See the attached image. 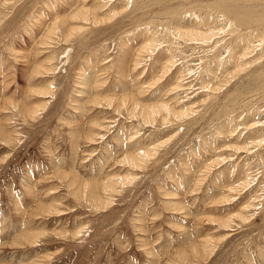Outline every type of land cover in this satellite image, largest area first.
<instances>
[{"label": "rangeland", "instance_id": "1", "mask_svg": "<svg viewBox=\"0 0 264 264\" xmlns=\"http://www.w3.org/2000/svg\"><path fill=\"white\" fill-rule=\"evenodd\" d=\"M262 27L264 0H0V264H264Z\"/></svg>", "mask_w": 264, "mask_h": 264}, {"label": "bare ground", "instance_id": "2", "mask_svg": "<svg viewBox=\"0 0 264 264\" xmlns=\"http://www.w3.org/2000/svg\"><path fill=\"white\" fill-rule=\"evenodd\" d=\"M84 10H86L85 8H83V7H81V8H79V9H74L73 10V13L70 15V17H71V19L72 18H76V20H78L77 18H79V17H83V16H86V14L84 13ZM113 14V13H112ZM195 20H199L198 18L197 19H195ZM196 24V23H195ZM196 27H198V26H196ZM53 28L54 27H49V33L48 34H52L53 33ZM261 28V27H260ZM262 28H264V27H262ZM55 29V28H54ZM262 30V29H261ZM215 31V30H214ZM257 31V30H256ZM206 31H197V30H193V29H191V28H187V29H183V30H181L180 32H179V34L180 35H182V36H185V38H187V39H189V40H200V41H206V40H208V39H210V37H211V33H213V31H210V32H208V33H205ZM258 32V31H257ZM258 34V36H259V33H257ZM262 34V33H261ZM255 35V34H254ZM50 36V35H49ZM181 36V37H182ZM257 36V35H256ZM257 36V38H259ZM261 36V35H260ZM251 37V36H250ZM252 37H253V35H252ZM254 38H256V37H254ZM253 38V39H254ZM250 39H252V38H250ZM249 40V39H248ZM255 40V39H254ZM264 40V39H263ZM209 41V40H208ZM252 41L251 40H249V43H251ZM261 42V41H260ZM149 44L147 45V46H144L143 48H142V50H141V53L144 51H149L150 49H151V42H148ZM248 43V42H247ZM147 44V43H146ZM262 44V43H261ZM264 46V45H263ZM154 47V46H153ZM152 47V48H153ZM263 48V47H262ZM252 49V48H251ZM21 51V50H20ZM138 51H140V50H138ZM152 52H153V50H152ZM19 53V52H18ZM150 53H151V51H150ZM249 52H244L243 51V53H242V55H241V58H242V56L243 57H245V56H247V54H248ZM250 55V54H249ZM139 59V58H138ZM172 60V59H171ZM170 61V60H169ZM257 61V60H256ZM262 61V62H261ZM263 61H264V59H263V57H261V60L259 59L258 60V62H261V63H263ZM139 63V62H138ZM260 63V64H261ZM251 64V63H250ZM168 65V64H167ZM245 65V64H244ZM243 65V66H244ZM170 66V65H169ZM246 66V68L247 67H250L251 65H245ZM244 66V67H245ZM136 67V66H135ZM241 66H239V67H237L235 70H233L232 71V73L234 74L236 71H237V69L238 68H240ZM244 67H242V68H244ZM170 68V67H169ZM241 68V69H242ZM163 71H166L165 69L163 70ZM169 72V71H168ZM166 73V72H165ZM231 73V74H232ZM161 76H162V74H161ZM159 78V77H158ZM161 78V77H160ZM162 79V78H161ZM176 87H178V84H176ZM175 87V88H176ZM180 87V86H179ZM126 101V99H123V102H125ZM125 105H126V102L124 103ZM133 106H134V108L132 109V111H131V115L132 116H134V114H136V108H138V110L140 109V114L143 116V118L144 119H146V120H149V121H152L153 119H154V117L157 115H159L161 112H165V111H167V112H169V111H172L171 109H170V107H169V104H167V103H163L162 101H159V102H152L151 104H144V105H138V104H135L134 102H133ZM137 110V111H138ZM184 112H180V115L179 114H177L176 112H174L173 114L176 116V117H181V114H183ZM162 117V116H161ZM165 117V116H164ZM163 119V118H162ZM147 122V121H146ZM250 125V124H249ZM251 126V125H250ZM248 127V126H247ZM93 138H91V140H92ZM261 140H263L262 138L261 139H259V140H256V142H255V140H254V142L255 143H257V144H259L260 142H263V141H261ZM119 144V143H118ZM233 147H235V146H233ZM242 147V146H241ZM240 147V148H241ZM238 148V147H237ZM236 148V149H237ZM244 148V147H243ZM150 149V148H149ZM145 150V149H144ZM129 151V150H128ZM149 151L150 150H147V151H144V152H141V151H139V152H135V153H127V152H125V154L123 155L122 154V156H121V158H124V159H126V160H128V161H130V162H132V164L133 165H137V164H139L142 160H147V157H148V154H149ZM153 152V151H152ZM155 153V152H154ZM153 153V154H154ZM153 156V155H152ZM148 159H149V157H148ZM144 163V162H143ZM142 163V164H143ZM104 181H101V180H95L94 182L95 183H93V184H97V183H99L100 182V185H97L98 187H99V189H101V191L102 192H110V191H112V183L109 181V178L107 177V178H104L103 179ZM246 182H247V180H246ZM245 181H241L240 183H238V184H236V186H232V187H229L228 189L230 190V191H236L238 188V186H247V183H246ZM249 186V185H248ZM244 187V188H245ZM94 188H96V186H94ZM228 196H230V195H228V194H226L223 198H225V199H228ZM109 200H111V199H108L107 201H106V203L105 204H110V202H109ZM242 216H243V214H242ZM1 224V223H0ZM226 225V224H225ZM26 234L27 233H25V235L24 234H22V233H19V236H20V240H19V242L18 241H15V245L16 246H19L20 244H25V243H28V244H32V243H34L35 242V240H28L27 238H25V236H26ZM27 262H31V261H27Z\"/></svg>", "mask_w": 264, "mask_h": 264}]
</instances>
